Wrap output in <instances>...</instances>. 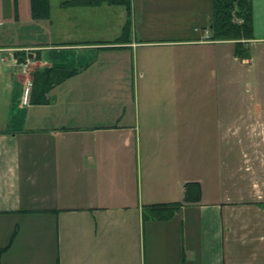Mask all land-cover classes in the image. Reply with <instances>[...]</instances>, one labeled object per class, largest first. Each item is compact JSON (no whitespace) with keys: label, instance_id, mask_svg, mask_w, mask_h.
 <instances>
[{"label":"crops","instance_id":"obj_1","mask_svg":"<svg viewBox=\"0 0 264 264\" xmlns=\"http://www.w3.org/2000/svg\"><path fill=\"white\" fill-rule=\"evenodd\" d=\"M166 2L131 0L125 43L69 39L82 22L69 13L78 10L105 12L122 33V6L67 8L60 19L50 0L48 20H0V264H264V0H251L244 59L234 54V42L211 39V0H199L203 10H185L188 26H179V0ZM186 48L197 59L186 66L194 78L181 82L192 94L180 96V128L178 75L153 81L163 94L149 108L140 100V92L150 97L145 80L138 82L144 75L136 73L132 117L50 111L77 69L52 85L46 105L30 102L26 71L32 67L33 77L52 69L40 61L42 52L129 51L139 67L142 51L160 49L165 57L156 62L175 73L176 52ZM222 52L250 78H217L213 62ZM19 53L31 60L24 72ZM74 93L79 105L95 104L85 91ZM236 102L242 107L233 112ZM187 183L199 185L198 202L183 203ZM177 202L182 207L171 219H145L148 206Z\"/></svg>","mask_w":264,"mask_h":264},{"label":"rangeland","instance_id":"obj_2","mask_svg":"<svg viewBox=\"0 0 264 264\" xmlns=\"http://www.w3.org/2000/svg\"><path fill=\"white\" fill-rule=\"evenodd\" d=\"M153 1L161 2V0ZM198 2L199 0H179V26L190 25L187 24V21H184V17H186L185 10H193L194 8L199 6L197 4ZM60 3L58 0H55L53 15L56 18L61 19L63 15L68 12L63 11L65 9L60 8ZM163 5H165V7H168L166 0H164ZM199 7H202V10L204 9V6ZM208 8L209 10H211V7ZM187 13L188 12H186V14ZM69 14L78 16V18H80V20L82 21L80 24L74 23V27H76L79 32L76 33L75 31H72L73 37H70V40H76V35L81 34L82 38L86 39V41H90V43L104 42L111 44V42H116V40L121 37L119 23L115 21V18H112L111 16L105 14V12L102 13L101 11L99 12L78 10L73 11ZM0 20L6 24L13 21H21L23 23H28L31 20L32 22L30 15V1L0 0ZM59 24L60 23H57V26ZM62 25L63 24H60V26ZM78 25H80L81 27H79ZM191 25L195 26V23H192ZM33 26L35 25L31 24L28 26V28L33 31ZM160 33L163 32H149V34H147L149 36L155 37V35H157V37H159L161 35ZM11 39L12 38H10V40ZM69 39L68 41H70ZM217 46H221L219 47L221 49H228V45ZM195 49L196 48H194L193 50ZM158 51L160 52L157 53L156 51H142L143 58L141 60V63L139 59V67H137L136 65L134 66V57L131 55L132 52L130 53L129 51L123 54L119 53L118 51H104L98 49H91L87 51L61 50L53 52H42V57L40 61L47 63L52 69L56 70L58 68H72L80 71V75L76 80L62 87V89L57 92V94L62 96L63 98L58 99L54 105V108L50 111L55 112L56 114L62 112H71L73 116L78 113H91V115H95L92 113H103L104 115L108 116L111 112H118L120 115L132 117L136 109L135 98H137V94L135 92V89H137L138 82H140L141 80H145V95L150 97L145 99L142 93L140 92V100H148L150 102V108L152 100L151 98L153 96H160L161 94H163V88L160 86V84H154L153 87V81L176 78V75H178L180 128L181 120L183 119L182 113L186 114L183 109L184 104L181 102L180 96L192 94L191 87H188L182 84L181 82L183 79L187 80L194 78V76L191 75L195 72L191 69L190 66L188 68L186 66L187 64L191 65L195 61V59H197V57L194 56V53L191 52V49L186 48V50L184 51H181L179 49V53L176 52V54L179 56V68L175 67L174 73V70L170 66H167L165 63H157L165 57L163 56L164 54L161 53L160 49ZM221 51L222 50H220V52ZM189 52L191 53L188 54ZM204 56L205 54L201 52V56L199 57V59L203 61ZM23 59L24 61L22 60V62L19 63L24 62V64H27V67H29L31 65V60L27 58V55L23 57ZM181 62H183L184 67L181 66ZM213 64L217 68V78H224L226 76L234 81L243 78L245 75L246 78H250V74H247L246 71L242 69L243 67H241L239 62H236L233 59L227 60V58L223 57V52L221 55L217 54L216 60L213 62ZM226 67L228 68V70L224 71ZM31 68H29V71L27 70L25 73L28 74L25 82L26 84L32 85L33 77L31 76V72L33 70ZM136 73H143L144 79L139 78L138 80V78H136ZM252 75L254 76L255 73H252ZM136 79L138 80V82L136 81ZM141 83L143 84V82ZM77 89L79 91H85L89 97H94L95 104H93V106H89L90 104L85 103L86 99L82 103L87 106H81L79 105V103L75 102L76 100L80 102L79 99L82 98L81 96L76 95L74 93V91H76ZM235 91L237 94L239 93L238 88L236 86H233L231 88L232 94ZM64 96H66V98H64ZM68 97L72 98L73 102L64 104L65 100L68 99ZM241 107L242 106L239 102L234 103L232 106L233 112H235ZM186 122H188V119H186Z\"/></svg>","mask_w":264,"mask_h":264},{"label":"trees","instance_id":"obj_3","mask_svg":"<svg viewBox=\"0 0 264 264\" xmlns=\"http://www.w3.org/2000/svg\"><path fill=\"white\" fill-rule=\"evenodd\" d=\"M31 19L48 20L50 18V0H29ZM107 6H122L127 13L121 37L118 43H125L131 31V0H66L60 3V8H88ZM211 20L208 30L211 39L216 41L234 42V54L241 59L249 56L246 41L252 39V6L251 0H211ZM24 53L18 54V62L24 61ZM54 72V73H53ZM77 73L76 69H50L33 74V90L31 94L32 105H46L48 100L45 95L52 85L61 83ZM200 187L197 183H187L184 186L183 203L199 201ZM182 207V203L158 204L148 206L145 219L153 221H167Z\"/></svg>","mask_w":264,"mask_h":264},{"label":"built area","instance_id":"obj_4","mask_svg":"<svg viewBox=\"0 0 264 264\" xmlns=\"http://www.w3.org/2000/svg\"><path fill=\"white\" fill-rule=\"evenodd\" d=\"M25 65L27 66V64H23L24 67L22 66L23 67V72L25 71ZM27 86L30 87L31 84H27Z\"/></svg>","mask_w":264,"mask_h":264}]
</instances>
